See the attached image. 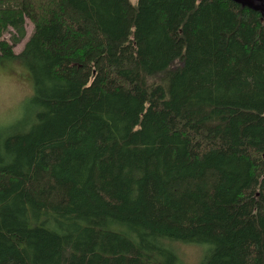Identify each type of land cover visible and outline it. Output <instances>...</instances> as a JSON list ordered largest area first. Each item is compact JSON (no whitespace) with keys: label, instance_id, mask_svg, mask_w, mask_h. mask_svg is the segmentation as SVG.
Listing matches in <instances>:
<instances>
[{"label":"trees","instance_id":"obj_1","mask_svg":"<svg viewBox=\"0 0 264 264\" xmlns=\"http://www.w3.org/2000/svg\"><path fill=\"white\" fill-rule=\"evenodd\" d=\"M259 2L0 0L36 89L0 133V264H264Z\"/></svg>","mask_w":264,"mask_h":264},{"label":"rangeland","instance_id":"obj_2","mask_svg":"<svg viewBox=\"0 0 264 264\" xmlns=\"http://www.w3.org/2000/svg\"><path fill=\"white\" fill-rule=\"evenodd\" d=\"M25 39L15 43V58L0 56V133L11 129L22 118L24 105L34 95V79L26 59L21 55L25 42L34 32L33 23L27 19ZM14 30L9 29L3 39L10 42ZM13 124V125H12ZM20 125V124H19ZM177 254L175 264H203L209 245L183 241H166ZM158 261L161 258L157 257Z\"/></svg>","mask_w":264,"mask_h":264},{"label":"flooded vegetation","instance_id":"obj_3","mask_svg":"<svg viewBox=\"0 0 264 264\" xmlns=\"http://www.w3.org/2000/svg\"><path fill=\"white\" fill-rule=\"evenodd\" d=\"M239 1H242V2H245V1H252V2H254V3L256 2V0H239ZM259 3H260V2L258 1L257 4H258V5H261V4H259Z\"/></svg>","mask_w":264,"mask_h":264},{"label":"water","instance_id":"obj_4","mask_svg":"<svg viewBox=\"0 0 264 264\" xmlns=\"http://www.w3.org/2000/svg\"><path fill=\"white\" fill-rule=\"evenodd\" d=\"M236 1H239V0H236ZM259 0H256V2H258ZM240 2H242V1H240ZM243 3H252V1H245V2H243Z\"/></svg>","mask_w":264,"mask_h":264}]
</instances>
